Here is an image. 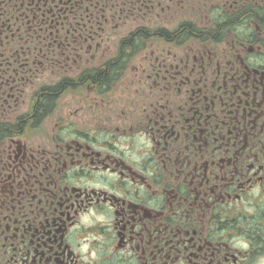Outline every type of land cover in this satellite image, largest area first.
<instances>
[{"label":"flooded vegetation","instance_id":"obj_1","mask_svg":"<svg viewBox=\"0 0 264 264\" xmlns=\"http://www.w3.org/2000/svg\"><path fill=\"white\" fill-rule=\"evenodd\" d=\"M0 264H264V0H0Z\"/></svg>","mask_w":264,"mask_h":264}]
</instances>
